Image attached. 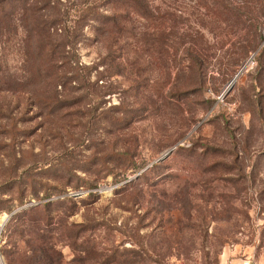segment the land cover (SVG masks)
<instances>
[{
	"label": "rangeland",
	"instance_id": "374dc122",
	"mask_svg": "<svg viewBox=\"0 0 264 264\" xmlns=\"http://www.w3.org/2000/svg\"><path fill=\"white\" fill-rule=\"evenodd\" d=\"M38 1L53 57L21 8L0 36V264H264V0Z\"/></svg>",
	"mask_w": 264,
	"mask_h": 264
},
{
	"label": "trees",
	"instance_id": "16d2710c",
	"mask_svg": "<svg viewBox=\"0 0 264 264\" xmlns=\"http://www.w3.org/2000/svg\"><path fill=\"white\" fill-rule=\"evenodd\" d=\"M14 2L13 5H10L11 2ZM132 3L128 4L127 6H130L132 9H135L141 16L145 18H150L151 16V9L148 7L147 2L145 0H130ZM27 2V0H0V36L4 34V31L8 30L10 28L11 19L10 17L14 15L15 11L17 9H22L23 13L28 12L29 19L31 20V28H36V34L41 37V41L39 42L40 49L45 46V56L49 59L51 56H54V53L52 49H49V46H52L51 43H49V28H53V25L50 24L44 17L38 16V12L40 10H44L45 7H39L37 0L35 2L36 5H29V8H26L24 5ZM213 4L216 7L218 16L225 22H231V23H238L240 22L241 14L239 13L240 9L243 6H238L239 4L234 0H213ZM53 23V22H52ZM249 28H252L251 33L254 34V32L257 30V26L254 22H252L249 26ZM256 28V29H255ZM255 29V31H253ZM243 50L245 51V47H243ZM194 55V54H193ZM190 55L191 57L193 56ZM194 58L191 59V63L188 64L189 72L191 73L189 77H196V80H191V84L194 82H198V84L202 83V78L206 75V72L200 70L202 67L201 62L198 63V58L196 56H193ZM200 75V76H199ZM69 201V200H68ZM60 202V201H59ZM56 203L52 202H46L42 204L43 208L47 209L48 207L54 205ZM38 207H30L29 209L23 210L21 214H28L30 211H34ZM20 214L16 213L11 216L10 222H13V220L19 218ZM32 218V217H31ZM41 219H44L41 215L38 217ZM9 222V223H10ZM131 259V258H130ZM132 262V261H130ZM126 263L125 261H122L120 264Z\"/></svg>",
	"mask_w": 264,
	"mask_h": 264
},
{
	"label": "water",
	"instance_id": "95a60500",
	"mask_svg": "<svg viewBox=\"0 0 264 264\" xmlns=\"http://www.w3.org/2000/svg\"><path fill=\"white\" fill-rule=\"evenodd\" d=\"M237 76V75H236ZM236 76L231 80V82L229 83V85H228V87H227V89H226V91H225V93L224 94H227L230 90H231V88H232V85H233V83H234V81H235V79H236ZM171 151H172V149H169V150H167L166 152H164L158 159H157V161H162V160H164L166 157H168L170 154H171ZM9 218V217H8ZM7 218V219H8Z\"/></svg>",
	"mask_w": 264,
	"mask_h": 264
}]
</instances>
